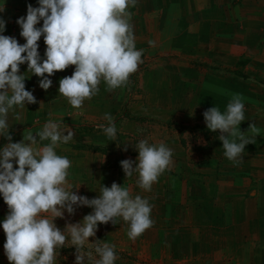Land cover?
<instances>
[{
	"label": "clouds",
	"instance_id": "clouds-1",
	"mask_svg": "<svg viewBox=\"0 0 264 264\" xmlns=\"http://www.w3.org/2000/svg\"><path fill=\"white\" fill-rule=\"evenodd\" d=\"M136 4L137 0H37L38 6L28 4L26 16L16 20L25 40L22 45L15 37L4 35L6 21L0 16V137L8 141L0 146V197L9 210L0 229L6 236L3 247L9 264H58L59 251L66 243L75 247L74 264H88L94 256V264H116L115 245L99 240L89 243L98 226L115 225L122 219L128 224L129 239L135 240L154 224L149 200L115 182L110 187L101 185L92 199L72 191L75 187L68 182L72 162L59 155L57 148L71 142L74 131L62 121L49 120L35 135L25 132L19 142H12L8 122L9 113L19 119L18 110L38 103L34 90L26 89L29 76L25 73L39 78L38 87L47 91L53 83L50 77L74 66L71 76L59 80L58 92L78 110L98 94L101 83L109 91L125 87L143 63L129 11ZM41 37L46 45L43 57L38 51ZM25 63L27 71L21 73ZM202 115L206 128L219 133L216 139L222 143L224 157L239 166L245 146L260 135L255 124L247 132L239 130L246 120L243 98L233 95L223 112L214 106ZM103 119L107 124L97 127L109 141H115L114 117L105 113ZM42 141L48 143L38 147ZM134 149L136 159H125L120 167L126 178L136 176L140 189L151 191L172 165L173 150L166 143L152 144L146 139L139 140ZM80 207L92 211L63 231L55 225V218H63L65 212L71 216ZM86 244L95 246L88 251Z\"/></svg>",
	"mask_w": 264,
	"mask_h": 264
},
{
	"label": "crops",
	"instance_id": "crops-1",
	"mask_svg": "<svg viewBox=\"0 0 264 264\" xmlns=\"http://www.w3.org/2000/svg\"><path fill=\"white\" fill-rule=\"evenodd\" d=\"M227 1L229 2V0L224 2ZM199 2L200 0H193L194 16L201 12ZM2 3L3 0H0V4ZM28 4L36 7L37 0H5L4 11L0 13L6 21L4 35L15 37L21 45L25 40L20 36L21 29L16 24V20L26 16ZM223 12L225 23H228L227 29H231L233 6L226 8L224 6ZM237 13L240 21L245 23L248 33L259 34L258 30H254V26L264 22V15L260 18L259 11L249 13L243 12L241 8H238ZM194 22V31L199 27L205 29L199 20V24ZM39 26L41 25L38 24L37 27ZM214 29L219 32L215 21H209V35ZM234 35L236 34L230 32L225 35V39L229 40L232 37L235 40L237 35ZM38 44L40 46L38 51L43 57L46 48L43 37ZM220 53L231 58L230 50L227 52L229 55H226V52ZM26 71L25 63L20 66V72ZM73 71L74 66H69L64 71L56 72L50 77L53 83L47 91L38 87L39 78L25 73L29 76L25 80L26 89L34 90L33 94L38 103L26 104V109L18 110L19 119L9 113L8 122L11 125L9 133L12 142L21 141L27 131L35 135L49 120L59 122L72 118L79 121L83 117L101 119L109 112L108 109L104 111L105 96L109 95L106 90H101L91 100L85 101L83 108L79 110L73 109L67 99L59 94V80L71 76ZM100 86L103 87L104 83ZM109 92L112 93L109 96L118 95L116 104H113L117 110L121 107L119 97L121 92L116 90ZM93 102L104 105H98L100 109H97L94 108L96 105L91 104ZM81 111L84 114L78 115L77 113ZM257 113L262 114V111ZM251 115L254 116L255 112ZM255 122L259 123L258 118ZM78 126L80 124L74 123L68 126L74 131V139L68 144H60L57 148L59 155L67 156L72 162L68 177L69 185L75 187L72 191L92 199L98 196L101 185L110 187L115 182L128 188L132 195L138 194L147 198L153 206L151 218L154 224L144 234L135 240L129 239L127 222L118 219L115 225L111 222L102 225L104 229L106 227H111L115 231L118 229V232L114 231L115 234L112 236H103L104 243L125 245L134 251L133 259L144 256V261L152 264H264V192L254 191L259 188L264 189L262 187L264 177H260L261 167L259 168L255 160L259 155L251 156L246 153L242 163L233 166L224 157L222 144L180 141L175 133L174 137L171 136V139L168 141L166 139L165 142L173 150L172 165L153 184L151 191L145 192L137 186L136 176L126 178L120 167L121 161L125 159L134 161L137 157L134 155L135 151L131 152L136 146L132 141H127L129 150L126 151L123 150L125 148L123 144L114 145L113 142L112 149L115 155L111 154L110 157L100 159L98 154L88 155L87 150L83 149L87 134L83 128L78 129ZM263 139L264 137H261V140ZM261 142L264 146V140ZM6 143L8 141L0 137V146ZM46 143L48 141H42L37 146ZM252 173H257L258 176L246 177ZM241 202H248L249 206L241 205ZM5 211L7 213L9 211L7 205L0 206V221L5 218L3 217ZM91 211L90 208L80 207L73 214L76 215L74 218L73 215L69 216L65 212L64 228L69 224L79 223ZM5 242V233L0 229V264H9L3 247Z\"/></svg>",
	"mask_w": 264,
	"mask_h": 264
},
{
	"label": "rangeland",
	"instance_id": "rangeland-1",
	"mask_svg": "<svg viewBox=\"0 0 264 264\" xmlns=\"http://www.w3.org/2000/svg\"><path fill=\"white\" fill-rule=\"evenodd\" d=\"M224 1L200 0L201 12L197 16L193 14V0H137L135 7L129 9L136 48L143 50V63L125 87L116 89L121 92V107L117 110L113 104H116L118 95L109 96L112 93L106 85H99L100 91L109 93L105 96L104 111L108 109L114 117L117 139L109 141L102 129L97 127L100 123L107 124L103 118L59 120L68 126L71 123L80 124L78 129L83 128L87 134L83 149L88 155L98 154L100 159L111 154L114 156L113 142L114 145L123 144V148L125 146L129 150L128 140L134 145L142 139L159 144L170 140L175 133L180 141L220 145L222 143L216 139L219 133L206 128L202 114L214 106L223 112L233 95L239 94L245 104L246 117L239 130L247 132L250 124L260 129L254 143L245 146L243 156L246 153L259 155L255 160L261 167L260 177H264V146L261 142L264 140H261L264 137V22L254 26L259 34L248 33L237 13L238 8L249 13L259 11L260 17L264 15L261 13H264V0ZM224 6L234 8L231 29H227L228 23H225ZM198 20L205 29L199 27L194 31V21L199 24ZM209 21H215L219 32L214 29L209 35ZM230 32L237 35H234L235 40L232 37L225 39ZM229 50L231 58L220 53L229 55ZM91 104L97 109H100L98 105H104L97 102ZM257 111H262V114ZM257 118L259 123L255 122ZM246 135H251V132ZM134 155L138 153L135 151ZM257 176V173H252L246 177ZM254 191L262 193L264 189ZM5 205L0 197V206ZM241 205L249 206L248 202H241ZM6 215L5 211L3 217ZM54 223L61 231L65 229L63 218H55ZM98 229L94 237H89V243L103 242V236L109 237L118 232L111 227L104 229L102 225ZM94 246L86 244L85 249L91 251ZM115 252L118 256L116 264H152L144 261V256L133 259L134 251L125 245H115ZM75 254V247L66 243L59 251L58 264H74ZM95 259L97 257L94 256L88 264H94Z\"/></svg>",
	"mask_w": 264,
	"mask_h": 264
}]
</instances>
